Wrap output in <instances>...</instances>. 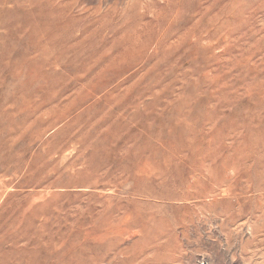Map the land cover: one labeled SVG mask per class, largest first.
Listing matches in <instances>:
<instances>
[{
  "label": "rangeland",
  "instance_id": "rangeland-1",
  "mask_svg": "<svg viewBox=\"0 0 264 264\" xmlns=\"http://www.w3.org/2000/svg\"><path fill=\"white\" fill-rule=\"evenodd\" d=\"M0 264H264V0H0Z\"/></svg>",
  "mask_w": 264,
  "mask_h": 264
},
{
  "label": "bare ground",
  "instance_id": "bare-ground-1",
  "mask_svg": "<svg viewBox=\"0 0 264 264\" xmlns=\"http://www.w3.org/2000/svg\"><path fill=\"white\" fill-rule=\"evenodd\" d=\"M249 188V187H248ZM211 200V199H210Z\"/></svg>",
  "mask_w": 264,
  "mask_h": 264
}]
</instances>
